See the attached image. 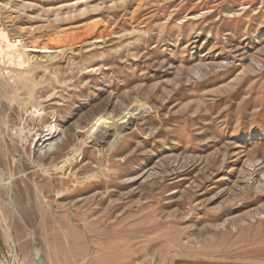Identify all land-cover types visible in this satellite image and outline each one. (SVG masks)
Wrapping results in <instances>:
<instances>
[{
    "label": "rangeland",
    "instance_id": "rangeland-1",
    "mask_svg": "<svg viewBox=\"0 0 264 264\" xmlns=\"http://www.w3.org/2000/svg\"><path fill=\"white\" fill-rule=\"evenodd\" d=\"M0 32V264H264V0H0Z\"/></svg>",
    "mask_w": 264,
    "mask_h": 264
},
{
    "label": "bare ground",
    "instance_id": "bare-ground-1",
    "mask_svg": "<svg viewBox=\"0 0 264 264\" xmlns=\"http://www.w3.org/2000/svg\"><path fill=\"white\" fill-rule=\"evenodd\" d=\"M94 29V28H93ZM93 29H91L90 31H92ZM94 31V30H93ZM106 31V30H105ZM89 32V31H88ZM87 32V33H88ZM101 32V31H100ZM107 32V31H106ZM94 33H92V32H89L88 33V37H89V40H90V44H96L97 42H100V39H101V37L100 36H97L96 37V35L94 36L93 35ZM98 34V33H97ZM102 34H104V33H102ZM77 35V34H76ZM0 37H1V39L5 42V49L3 50L1 47H0V55H4V56H6V57H8L9 59H12L13 58V56H10V51L9 50H14V46H12V44L7 40V36H6V34H4V33H1L0 32ZM78 37V36H77ZM87 37V38H88ZM54 38H55V36H54ZM60 38V37H59ZM75 38V37H74ZM106 38V37H105ZM56 39V38H55ZM54 39V40H55ZM58 39V38H57ZM68 39H69V37H68ZM67 39V40H68ZM84 39V38H83ZM51 40H53L52 38H51ZM79 40H81V39H79ZM103 40V39H102ZM101 40V41H102ZM57 41V40H56ZM70 42H71V40H69ZM52 42V41H51ZM50 42V44H54V43H51ZM58 42V41H57ZM60 44L62 43V42H59ZM2 44V43H1ZM66 44V43H65ZM72 44H73V42H72ZM80 44H82V45H84V44H87V40L86 41H81L80 42ZM15 45V44H14ZM45 45V44H44ZM56 45H57V43H56ZM68 45H69V42H68ZM48 46H49V44H48ZM53 46V45H52ZM60 46V45H59ZM62 46H63V44H62ZM61 46V47H62ZM16 47V46H15ZM64 47H66V46H64ZM6 51L7 52H9V53H6ZM16 53V56H15V58L17 59V61L19 62V64H18V66L20 67V68H22L23 67V65L25 64L26 65V63H29V62H31L32 61V59L34 58V57H29L28 55H25L24 53H26V52H33V51H29L28 49H25L23 52L24 53H18L17 51H15ZM65 53V50H64V48L62 49V48H60V47H44V48H41V55H45V56H47V55H49V54H52V57H49L48 58V60L49 61H54V60H56L60 55H63ZM25 61H26V63H25ZM27 66V65H26ZM97 123H99V124H97ZM105 123V120L103 119V118H100L99 120H97V122H96V124L94 125L95 127L97 126H100V125H103ZM106 124V123H105ZM111 128V127H110ZM106 129V128H105ZM105 132V131H104ZM103 135H105L104 133H103ZM107 135H109V134H107ZM100 136V138L98 137V139L95 141V143L94 144H98V143H103L104 142V136H102L101 134L99 135ZM109 137V136H108ZM104 139V140H103ZM103 140V141H102ZM85 144H83L82 146H84ZM53 146V145H52ZM82 146L80 147V148H82ZM53 148H54V146H53ZM51 150V149H50ZM50 150L48 151V152H50ZM80 150V149H79ZM79 153V152H78ZM79 157V156H78ZM74 160V159H73ZM69 161V160H68ZM71 162V161H70ZM63 163L65 164L66 163V161H63ZM68 163V162H67ZM63 164V165H64ZM60 165V164H59ZM62 165V164H61ZM65 165H67V164H65ZM60 169H62V168H58V170H60Z\"/></svg>",
    "mask_w": 264,
    "mask_h": 264
}]
</instances>
